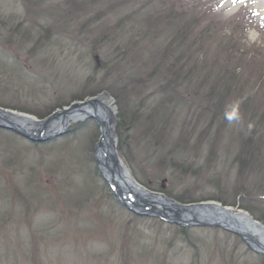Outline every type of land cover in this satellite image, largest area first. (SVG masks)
Segmentation results:
<instances>
[{"label": "rangeland", "instance_id": "374dc122", "mask_svg": "<svg viewBox=\"0 0 264 264\" xmlns=\"http://www.w3.org/2000/svg\"><path fill=\"white\" fill-rule=\"evenodd\" d=\"M259 1L0 0V124L84 116L43 141L0 126V264H264L229 225L246 214L205 224L210 200L264 220V28L238 16L264 21ZM203 12L218 27L186 23ZM105 112L119 166L198 224L120 205L96 150Z\"/></svg>", "mask_w": 264, "mask_h": 264}, {"label": "water", "instance_id": "95a60500", "mask_svg": "<svg viewBox=\"0 0 264 264\" xmlns=\"http://www.w3.org/2000/svg\"><path fill=\"white\" fill-rule=\"evenodd\" d=\"M67 113H68V111L55 112L54 114H52L50 117H48L44 121H42L40 123L39 122L34 123L33 122V118H30V117L28 118V116L20 115V114H17V113L13 112L12 115H15L20 121L18 122L17 118L13 117L15 120H17V122H12L10 125H6V126H4L2 124H0V125H2L4 127L11 128L15 132H17V133H19V134H21V135H23V136H25V137H27L29 139H32V140H35V141H43L44 139H46L45 138V134H44L45 130H48L50 132V130L52 128H55L56 126H59L60 125V121L65 116L67 117L66 118V123H67L68 119L72 118ZM0 115H1V109H0ZM24 118H28V119H24ZM33 123L35 125H33V127H32V125L30 126V124H33ZM40 127H42V128L40 129ZM35 128H36V130H35ZM59 130L60 129H56V132H58ZM114 165L117 166L116 160H114ZM176 208H178L177 204L170 203V209L176 210ZM177 214L181 215L180 213H177ZM176 220H177V218H176ZM178 220H182V217L179 216Z\"/></svg>", "mask_w": 264, "mask_h": 264}, {"label": "bare ground", "instance_id": "6f19581e", "mask_svg": "<svg viewBox=\"0 0 264 264\" xmlns=\"http://www.w3.org/2000/svg\"><path fill=\"white\" fill-rule=\"evenodd\" d=\"M260 2V5H262V9L264 10V0H260L259 1ZM226 3H228V2H226ZM237 8V7H236ZM264 12V11H263ZM104 116V115H103ZM105 116L106 117H102V118H105V120H104V122H105V133L108 135V136H110L111 134L108 132L109 131V126H110V124H111V122H110V118L106 115V112H105ZM12 117H14V118H17L15 115H12ZM29 118V117H28ZM28 118H24V119H28ZM66 116L65 117H63V119L60 121V125L59 126H56L55 127V129H63V128H65V127H63L65 124H66ZM107 118V119H106ZM75 119L77 120V118L75 117ZM111 129V128H110ZM112 138H113V140H114V142H115V138H114V136H112ZM106 141V140H105ZM108 146L109 147H107L108 148V151H109V153H110V155L108 156L109 158L111 157V156H113V155H117V153H116V149H115V143H113L112 142V140H110L109 141V144H108ZM97 152H98V156L99 157H101V158H105L107 155L105 154V153H101L98 149H97ZM110 161H112V158L110 159ZM107 171V170H106ZM122 183H124V182H122Z\"/></svg>", "mask_w": 264, "mask_h": 264}, {"label": "trees", "instance_id": "16d2710c", "mask_svg": "<svg viewBox=\"0 0 264 264\" xmlns=\"http://www.w3.org/2000/svg\"><path fill=\"white\" fill-rule=\"evenodd\" d=\"M177 20V19H176ZM195 20V19H194ZM178 21V20H177ZM169 22V21H168ZM186 22H187V20H186ZM179 30H181V32L179 33V34H184L185 36H186V41L187 40H192L191 41V43L190 44H193L194 43V46L196 45V46H198V48H201V46H203V44H204V36H202V34L200 35L201 37H197V38H199V43H198V41H197V39L195 38V36H192V35H190L189 33H188V31L187 32H185L182 28H178V31ZM177 38V37H176ZM178 41L179 42H183L184 40L182 39V38H179L178 39ZM204 55H206V54H204Z\"/></svg>", "mask_w": 264, "mask_h": 264}]
</instances>
